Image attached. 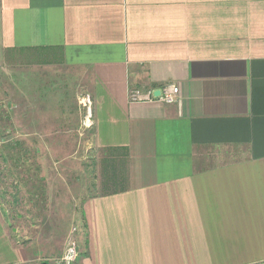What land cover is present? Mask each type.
<instances>
[{"label":"crops","instance_id":"crops-1","mask_svg":"<svg viewBox=\"0 0 264 264\" xmlns=\"http://www.w3.org/2000/svg\"><path fill=\"white\" fill-rule=\"evenodd\" d=\"M0 58L61 63L103 156L128 149L84 197L74 264H264V0H1ZM168 84L173 103L129 99ZM36 252L0 207V264Z\"/></svg>","mask_w":264,"mask_h":264},{"label":"rangeland","instance_id":"rangeland-1","mask_svg":"<svg viewBox=\"0 0 264 264\" xmlns=\"http://www.w3.org/2000/svg\"><path fill=\"white\" fill-rule=\"evenodd\" d=\"M6 64L0 58V207L14 240L62 264L84 232V197L99 193L106 175L120 174L104 173L87 82L61 63L27 72Z\"/></svg>","mask_w":264,"mask_h":264},{"label":"built area","instance_id":"built-area-1","mask_svg":"<svg viewBox=\"0 0 264 264\" xmlns=\"http://www.w3.org/2000/svg\"><path fill=\"white\" fill-rule=\"evenodd\" d=\"M159 91L161 92V95L156 96L155 91L141 92L140 90H130L129 99L131 102H153L158 99L163 100L166 103H173L177 101V85L168 84L159 89ZM77 255L78 250L76 248H71L65 258H63L62 264H72L75 261Z\"/></svg>","mask_w":264,"mask_h":264},{"label":"trees","instance_id":"trees-1","mask_svg":"<svg viewBox=\"0 0 264 264\" xmlns=\"http://www.w3.org/2000/svg\"><path fill=\"white\" fill-rule=\"evenodd\" d=\"M18 143H20V141L19 140H16V141H14V144L16 145V149L17 148H21V146L22 145H19ZM18 150V149H17ZM20 151V150H19ZM113 151H120V152H122V155H121V158H120V160L118 161L121 165H124V167H125V165H126V158L128 157V149L127 148H116V149H111V150H109V151H104L105 152V156H103V158H102V162L105 164V165H107V166H109L110 164H111V162L112 163H114V162H116V161H114L112 158H111V156H112V152ZM26 153V152H25ZM9 162L11 161V159H9L8 160ZM14 162V161H13ZM24 166H21V168H23ZM33 187V186H32ZM34 189V195L36 196V197H38V196H40V194L38 193V190L36 189V188H33ZM78 255H79V252H78ZM75 263V262H74ZM74 263H72V264H74ZM42 264H48V262L47 261H44Z\"/></svg>","mask_w":264,"mask_h":264},{"label":"water","instance_id":"water-1","mask_svg":"<svg viewBox=\"0 0 264 264\" xmlns=\"http://www.w3.org/2000/svg\"><path fill=\"white\" fill-rule=\"evenodd\" d=\"M155 95H156V96H160V95H161V92H160V91H156V92H155Z\"/></svg>","mask_w":264,"mask_h":264}]
</instances>
